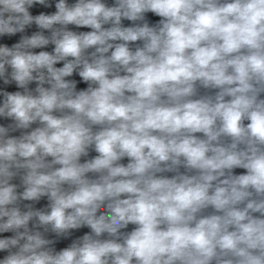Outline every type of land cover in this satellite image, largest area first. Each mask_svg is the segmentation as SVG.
<instances>
[{
  "label": "clouds",
  "instance_id": "1",
  "mask_svg": "<svg viewBox=\"0 0 264 264\" xmlns=\"http://www.w3.org/2000/svg\"><path fill=\"white\" fill-rule=\"evenodd\" d=\"M17 34L0 264H264V0H0Z\"/></svg>",
  "mask_w": 264,
  "mask_h": 264
},
{
  "label": "water",
  "instance_id": "2",
  "mask_svg": "<svg viewBox=\"0 0 264 264\" xmlns=\"http://www.w3.org/2000/svg\"><path fill=\"white\" fill-rule=\"evenodd\" d=\"M69 2H70V3H71V2H74V0H69ZM106 2H107L108 4H111V3H112V0H106ZM31 11H32V13L35 15V14H38L40 11H44V12H46V13H47V12H53V11H55V8H54V5H53L52 8H44V7H42V6H36V7H34L33 9H31ZM149 16H151V14H149ZM151 18H152L153 20H157V19H158L157 17H151ZM124 23H125V25H127V24L130 23V22L125 21ZM69 27H70L72 30H75V31H89V30H90V29H87V28H80V29H77V28H75V26H69ZM37 30H38V29L36 28V26L33 25L31 28L26 29V33H25V34L31 35L32 32L37 31ZM19 37H20V34H17L16 36L11 37V38H8V37L0 38V43H7L8 45H11L12 43L18 41ZM44 50H48V51H50V50H51V46H49L48 49H44ZM36 51H40V49H37ZM77 79H78V77H77ZM79 87H84V85H83V84H80ZM8 90H15V88H14V86H10ZM203 93H204V90L201 89V94H203ZM94 155H96V153H94V152H91V153H90V156H94ZM122 162L126 164V163H127V159L123 160ZM235 171L237 172V174H239V173L243 172L244 170H242V169H236ZM168 175H171V174H168ZM131 227H132V226L130 225V226H129V230L131 229ZM85 231H86V229H85ZM6 235H8V234H6ZM60 246L62 247V246H64V245L62 244V245H60ZM2 255H3V254L0 253V257H2Z\"/></svg>",
  "mask_w": 264,
  "mask_h": 264
}]
</instances>
